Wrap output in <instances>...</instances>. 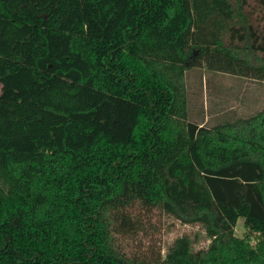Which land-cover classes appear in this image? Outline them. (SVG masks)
Here are the masks:
<instances>
[{"label": "trees", "instance_id": "obj_1", "mask_svg": "<svg viewBox=\"0 0 264 264\" xmlns=\"http://www.w3.org/2000/svg\"><path fill=\"white\" fill-rule=\"evenodd\" d=\"M250 1L0 0V264H264V107L201 124L186 84L264 83ZM157 209L200 230L129 254Z\"/></svg>", "mask_w": 264, "mask_h": 264}, {"label": "rangeland", "instance_id": "obj_2", "mask_svg": "<svg viewBox=\"0 0 264 264\" xmlns=\"http://www.w3.org/2000/svg\"><path fill=\"white\" fill-rule=\"evenodd\" d=\"M251 5L252 7H250ZM250 6L247 7L248 11L253 10V12L249 14L250 21L258 28L263 27L264 8L261 6L258 7L256 0H251ZM186 77L188 91L192 93L190 89H194L197 100L195 106L192 99L188 101L190 119L195 117L196 114L202 115L197 108L201 106L200 102L204 99L205 102H208L209 111L211 112L213 111V107L216 106L217 101L220 102L222 106L226 107L231 106L234 102L235 109L231 107L227 111L225 109L220 115H213L212 122H210L211 124L223 123L232 121L237 117L247 116V114H244L245 112L240 110L241 106L250 102L249 98L254 96L257 92H260L263 96L262 103H256L247 113L253 114L264 107V83L260 81L235 76L230 73L227 75L220 71L206 68L205 66L187 69ZM193 96L194 94H192L191 97ZM217 120L219 122H215ZM140 214L142 216L141 227L137 229L136 233L118 237V242L123 249L129 254L139 258L144 257L153 259L159 256V254L164 255L167 247L176 237L184 233H194L200 230L198 225L182 223L175 217L165 214L158 209L150 213L140 211ZM245 232V220L243 216H240L235 227V233L238 236H244ZM256 241L257 240L254 239L252 243ZM206 244L207 242L203 240L198 244V248Z\"/></svg>", "mask_w": 264, "mask_h": 264}, {"label": "crops", "instance_id": "obj_3", "mask_svg": "<svg viewBox=\"0 0 264 264\" xmlns=\"http://www.w3.org/2000/svg\"><path fill=\"white\" fill-rule=\"evenodd\" d=\"M239 77H242V76H239ZM186 84H187V77H186ZM190 91H192V93L188 91V84H187L188 101H189V99L190 100L192 99V102H194V106H195L197 100H196V96H195L194 89H192V90L190 89ZM192 94H194L193 97H191ZM249 99H250V102H248L246 104H243V106H241V109H240L242 112H245L244 114H247V115L248 114H252V113H247V112H249L250 108H252L256 103H258V102L259 103H262L263 96L260 94V92L259 93L257 92L256 94H254V96H251ZM204 100L203 101L201 100V102H200V105L201 106L199 108H197L198 111L200 110V112L202 113V115L196 114V116L192 118V120H195V121H197V122H199L201 124L202 123H205V122H210L212 120L213 115L214 116L215 115H220V114H222V112L225 109H226V111L228 109H230L231 107L235 109L234 102L232 103L231 106H229V107L227 106L226 107V106H222V104L217 101L216 106L213 107V109H212L213 111L211 112V111H209V104H208V102H205ZM188 107H189V102H188ZM201 107H202V109H201ZM193 115H194V113H193Z\"/></svg>", "mask_w": 264, "mask_h": 264}]
</instances>
